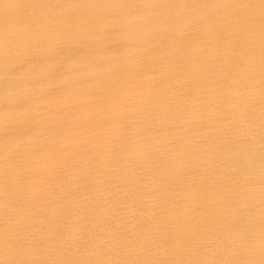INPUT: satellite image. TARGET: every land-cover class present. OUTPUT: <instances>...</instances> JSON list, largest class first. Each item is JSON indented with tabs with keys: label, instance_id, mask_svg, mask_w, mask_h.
<instances>
[{
	"label": "bare ground",
	"instance_id": "1",
	"mask_svg": "<svg viewBox=\"0 0 264 264\" xmlns=\"http://www.w3.org/2000/svg\"><path fill=\"white\" fill-rule=\"evenodd\" d=\"M20 2L31 0L0 5ZM120 2L0 7V100L27 82L11 92L33 101L36 137L0 139V234L24 204L31 231L63 230L69 259L259 261V0H134L175 5L144 16L109 7ZM17 30L46 34L47 54L9 50L5 35ZM17 255L41 254L0 248V260Z\"/></svg>",
	"mask_w": 264,
	"mask_h": 264
},
{
	"label": "snow or ice",
	"instance_id": "2",
	"mask_svg": "<svg viewBox=\"0 0 264 264\" xmlns=\"http://www.w3.org/2000/svg\"><path fill=\"white\" fill-rule=\"evenodd\" d=\"M45 6V0H31L29 3H15L0 5L3 8H41ZM175 5H160V4H145L137 3L134 0H124L109 7L122 9L129 14L136 16L147 15L151 10L161 7H174ZM254 5L238 4L235 7H252ZM260 8V29H261V113H262V138H261V241H260V255L259 261L253 259H176V260H134L121 261L113 259H94V260H79L68 258L69 245L64 237V232L60 228H55L47 235H37L36 232L30 230L20 215L25 207L21 204L13 210L6 213L5 228L0 234V248H3L5 253L13 251L23 253L25 250H35L41 255L36 258H25L23 255L12 256L4 260H0V264H264V0H259ZM26 17H17V23H23ZM87 18H80V23H87ZM57 32L60 29H56ZM236 34H233L235 36ZM48 36L46 34L32 35L23 30H17L13 33L5 35V46L11 50L13 47L25 46L29 51L25 55L39 56L47 54L48 52ZM235 44H239V39L234 40ZM34 47L36 50L31 51ZM26 81L13 82L12 86L4 88V96L0 100V139L4 142L26 141L29 139H36L33 135V129L29 127L30 124V108L33 101L30 98H22L15 96L12 88H19L25 85ZM48 132L57 134V130L49 129ZM47 134V133H46ZM6 167H18V162L9 158L5 160ZM20 177H17L19 180ZM9 181L7 173L5 178V190L9 188ZM232 232H240L241 226L239 224H232L229 226ZM126 245L135 247H146L139 237H124ZM169 247H188L192 242L187 241L183 245L173 240L163 241ZM203 247V245H201ZM114 252L119 253V249H114Z\"/></svg>",
	"mask_w": 264,
	"mask_h": 264
}]
</instances>
